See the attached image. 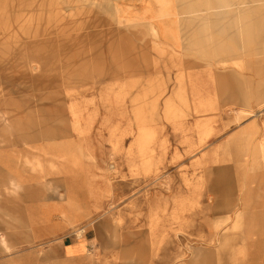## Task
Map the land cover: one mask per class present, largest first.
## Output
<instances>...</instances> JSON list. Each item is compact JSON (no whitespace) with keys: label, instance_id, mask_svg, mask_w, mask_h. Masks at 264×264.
I'll use <instances>...</instances> for the list:
<instances>
[{"label":"rangeland","instance_id":"374dc122","mask_svg":"<svg viewBox=\"0 0 264 264\" xmlns=\"http://www.w3.org/2000/svg\"><path fill=\"white\" fill-rule=\"evenodd\" d=\"M118 1L0 0V148L73 139L89 185L63 264H264V46L217 15L244 0H171L173 40ZM191 18L206 34L192 24L188 36ZM69 241L85 250L76 262Z\"/></svg>","mask_w":264,"mask_h":264},{"label":"crops","instance_id":"0c3cea01","mask_svg":"<svg viewBox=\"0 0 264 264\" xmlns=\"http://www.w3.org/2000/svg\"><path fill=\"white\" fill-rule=\"evenodd\" d=\"M138 4L118 1L119 9L125 10L128 17L146 7ZM146 20L153 23L159 34L174 39L165 34L170 22L165 26L161 20ZM31 143L0 148V264H63L61 240L68 238L72 228L89 215L87 188L80 191L81 199V194L77 197L79 202L84 201L80 205L85 211L76 219L67 211L70 176L63 175L67 171L64 164H59L60 150L45 151L52 144L62 143ZM60 193H66V198L60 197ZM84 252L75 241L64 243L68 262H76Z\"/></svg>","mask_w":264,"mask_h":264},{"label":"bare ground","instance_id":"6f19581e","mask_svg":"<svg viewBox=\"0 0 264 264\" xmlns=\"http://www.w3.org/2000/svg\"><path fill=\"white\" fill-rule=\"evenodd\" d=\"M254 2V4H250L249 0H244L242 1V3L240 4L241 6H239L238 8H235V10L230 11V13L228 12H223V13H219L217 15L223 16V14H230L229 16L226 15L227 17H232L234 18L233 22H234V28H235V34L237 36L238 39V35H244L245 40L247 41H255V43H257L258 46L263 47L264 46V14L262 11V9L264 8V4L263 1L260 0H251ZM131 3H140L143 5H146V7L143 9L142 12L139 13H131L129 14V17L132 16H136L139 17L140 20H146V19H150V20H161L162 22H165L164 19H162V17H166L167 19L171 20V18L175 17V15L181 13L179 11H177L176 9H173V5L171 0H131ZM219 4L217 8H222L223 6L221 4H223L225 2L222 0H218ZM156 4H161V6L159 7H155ZM206 5H210V1L206 0L205 1ZM229 5V4H228ZM211 7V6H209ZM202 10V8H198L196 6H191V7H187L186 9H184L182 12L184 13H191V11H199ZM160 21V22H161ZM166 24V22L164 23ZM192 24H200L202 26V31L201 33L204 35L206 34V30L207 29V25L205 26L204 21H202V19H197V18H191L187 21H185L184 26H190L188 28V30L190 31V33L188 34L189 37L193 36L192 35ZM206 27V28H205ZM155 28V27H154ZM155 31V30H154ZM154 34V33H153ZM194 78H197V75L194 74L193 72L191 74H189V81L193 84V80ZM195 84V83H194ZM227 102V101H226ZM212 107H215L216 104H212ZM200 107V106H199ZM167 110V115L172 117L173 116V106L171 104H169L166 107ZM2 117H4V113L2 114ZM208 122V121H206ZM206 122H201L200 124L203 123L202 125V129H200L201 132H208V125ZM140 137L138 139L137 142V147L140 150V152L142 153V155L146 154V145L148 140H150V134L145 131L144 127L141 128L140 130ZM255 130L249 129V131L247 132V140L251 141L252 137L254 136ZM205 135V134H204ZM241 138L240 137H236V140L234 142H236L237 145L240 146L241 144ZM53 145V144H52ZM50 145V147H48L49 149H45V151L50 150V149H56V150H60V152L58 151L57 153H59V155L63 157V160L65 161L66 165L64 164V166L66 167V171L67 173L70 174V179L68 180V190H67V211L68 212H72L75 215V218L78 219L80 216H82L84 214V209L82 208V206L80 205L79 200L77 199V197L79 196V194H81L80 191H84L86 188L89 187L88 182H84V180H82L79 176V171H80V166H79V162H80V155H79V148L78 143L75 142V140L73 139H67L66 142L62 143L61 146H52ZM68 163V164H67ZM145 164L147 165V162H145ZM111 169H114L113 164H110ZM242 170H244V167H241ZM84 189V190H83ZM88 191V190H87ZM98 204V203H97ZM154 209V208H153ZM100 215V214H99ZM98 215V217H99ZM244 215L245 213H239L237 215V218L235 219L234 225L233 227L238 228L242 225L243 220H244ZM154 220L156 221V216L154 214H152V219L151 221L153 222V225H155ZM77 226V225H75ZM74 226V227H75ZM244 226H246V229L248 231L249 234H252L254 231H256V229L258 228V225H256V223L253 222V220H249L247 222L244 223ZM260 226V225H259ZM262 226H260L261 228ZM84 227H80L79 229H75L74 231H77V233L79 234V237H82L84 235ZM155 232V230H154ZM227 234L224 235V244H227L226 242L229 241V239L226 237ZM248 237V236H246ZM215 242V241H214ZM246 242H248L246 240ZM203 246L205 244H202ZM207 248H210L211 246H213V243L209 242L207 243ZM246 246V244L244 245ZM249 245H247L248 247ZM198 247H201L200 244ZM197 247V248H198ZM249 251L250 248L248 247ZM247 249V250H248ZM195 256H202L203 254L200 253V250H197L196 253H194ZM181 262L182 264H186V258L185 254L181 255ZM187 257V256H186ZM91 260H93L95 257V253L91 254V257H88Z\"/></svg>","mask_w":264,"mask_h":264}]
</instances>
